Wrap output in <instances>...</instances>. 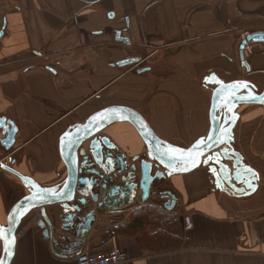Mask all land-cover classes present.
Instances as JSON below:
<instances>
[{"label":"crops","instance_id":"obj_1","mask_svg":"<svg viewBox=\"0 0 264 264\" xmlns=\"http://www.w3.org/2000/svg\"><path fill=\"white\" fill-rule=\"evenodd\" d=\"M253 32H264V0H0V117L17 128L6 153L11 168L43 188L62 190V137L115 107L135 111L156 138L172 146L204 142L216 88L205 85L209 75L224 84L247 82L255 94L264 91L260 45L242 57L248 69L239 58V45ZM117 34L129 44L116 41ZM135 59V64L120 65ZM236 114L227 148L255 174L251 195L216 189L202 166L151 186L174 198L181 248L151 252L141 249L138 236L122 234L128 215L145 207L138 191L131 205L95 217L84 242L59 230V206L45 209L55 220L51 236L38 226L41 216L26 213L11 264H72L83 250L124 252L123 264H264V107L242 105ZM98 136L129 163L147 154L143 139L126 121L105 126ZM82 149L87 152L88 143ZM6 174L0 170V226L24 197L21 191L28 194ZM185 217L192 223L187 231ZM117 221V235L99 246L102 229ZM1 246L0 240V257Z\"/></svg>","mask_w":264,"mask_h":264},{"label":"water","instance_id":"obj_2","mask_svg":"<svg viewBox=\"0 0 264 264\" xmlns=\"http://www.w3.org/2000/svg\"><path fill=\"white\" fill-rule=\"evenodd\" d=\"M1 36L0 33V38ZM115 38L118 42L129 44V41L120 38L119 34ZM249 41L264 43V32L249 34L239 45V58L246 69L248 66L242 58V49ZM136 62V59L125 60L120 62V65ZM204 83L216 87L210 97L211 104L208 110L210 134L204 142L182 149L172 146L156 138L145 120L135 111L115 107L92 115L84 125L67 131L62 137L59 142V155L66 169V180L60 191L56 187L43 188L33 179L21 175L0 161V168L16 177L28 190V194L11 207L6 224L0 226L5 230V236L0 238L2 242L0 264H11L20 219L34 210H41V221L38 222V226L44 234L51 236L55 229L53 228L55 220L48 219L45 209L54 205L59 206L62 212L56 218L61 224L59 230L71 232L77 240L84 242L85 234L89 232L95 217L131 205L138 191L141 194V202H146L148 189L154 182L165 180L171 175L189 173L200 166L207 168L216 189H225L237 195H251L256 190V176L245 166L241 155L228 150L227 147L233 142L236 109L242 105L264 107V91L255 94L251 85L242 81L224 84L213 74L209 75ZM246 90L250 94L244 96L243 92ZM117 121L131 124L143 139L147 153L143 158L135 157L129 163L124 156L117 153L107 138L98 136L105 126ZM16 130L13 122L0 117V146L4 151L9 152L14 146ZM85 143H88L87 152L82 149ZM221 147L225 149L222 150ZM192 160H195V164L191 163ZM226 162L231 164V171ZM173 200L171 197L168 209L172 210L174 207ZM12 238L14 245L9 247Z\"/></svg>","mask_w":264,"mask_h":264},{"label":"trees","instance_id":"obj_3","mask_svg":"<svg viewBox=\"0 0 264 264\" xmlns=\"http://www.w3.org/2000/svg\"><path fill=\"white\" fill-rule=\"evenodd\" d=\"M171 209L159 208L150 203L133 211L122 224L120 231L128 237L138 236L143 250L151 252L171 251L181 248L182 230L176 214Z\"/></svg>","mask_w":264,"mask_h":264},{"label":"built area","instance_id":"obj_4","mask_svg":"<svg viewBox=\"0 0 264 264\" xmlns=\"http://www.w3.org/2000/svg\"><path fill=\"white\" fill-rule=\"evenodd\" d=\"M247 36L248 35H246L245 38ZM256 44L260 45L259 50H261L260 52L264 54V43H253L249 41L243 45L242 56L244 57L245 54H249L251 52V49L254 46H256ZM148 190H149L148 198L146 202H143V205L146 206L150 203H153V204L160 205V207L162 208H167L170 206L171 197L169 195H166L165 193L160 192L157 189L149 188ZM35 212H36L35 218L39 219L40 217L39 210H36ZM120 223L121 221L113 222L111 226L102 229L101 237L97 241L99 246H104L105 242L108 239H112L117 235L118 233L117 228H119ZM191 225L192 223H191L190 218L188 217L183 218L182 227L185 231L190 230L192 228ZM73 257H74V260L72 264H123L127 262V256L124 254V252H120L118 250H113L110 253H100L97 255L96 254L92 255L88 251L83 250V251L78 252Z\"/></svg>","mask_w":264,"mask_h":264},{"label":"rangeland","instance_id":"obj_5","mask_svg":"<svg viewBox=\"0 0 264 264\" xmlns=\"http://www.w3.org/2000/svg\"><path fill=\"white\" fill-rule=\"evenodd\" d=\"M7 152L6 151H2L1 149H0V161L4 164V165H9L10 167H11V164L9 163V161H11V159H8V157H9V155H7L6 154ZM0 170H2V169H0ZM2 172H3V174L5 175V176H8L6 173L7 172H5V171H3L2 170ZM5 172V173H4ZM10 178V177H9ZM16 182V181H15ZM9 188H12V189H15V190H17L18 191V188H17V186H14V185H12V186H10ZM20 191V190H19ZM26 195L25 194V192L24 191H21V194H19V195ZM36 210H34V211H31V212H35ZM134 237V236H133Z\"/></svg>","mask_w":264,"mask_h":264},{"label":"snow or ice","instance_id":"obj_6","mask_svg":"<svg viewBox=\"0 0 264 264\" xmlns=\"http://www.w3.org/2000/svg\"><path fill=\"white\" fill-rule=\"evenodd\" d=\"M173 151H175V150H173ZM174 158H175V157H174ZM191 163H192V164H195V160H192ZM185 170H186V169H185ZM249 171H251V170H249ZM250 186H251V184H250ZM253 190H254V189H253ZM4 236H5V230L2 229V228H0V238H3ZM13 245H14V238L11 239V243H10L9 247H11V246H13Z\"/></svg>","mask_w":264,"mask_h":264},{"label":"flooded vegetation","instance_id":"obj_7","mask_svg":"<svg viewBox=\"0 0 264 264\" xmlns=\"http://www.w3.org/2000/svg\"><path fill=\"white\" fill-rule=\"evenodd\" d=\"M0 149L3 151L4 149L0 146ZM9 163L11 164V161H9ZM9 166V165H7ZM10 167V166H9ZM11 168V167H10ZM1 169V168H0Z\"/></svg>","mask_w":264,"mask_h":264}]
</instances>
